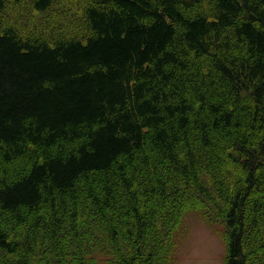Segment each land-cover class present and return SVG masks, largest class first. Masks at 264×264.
<instances>
[{
  "label": "trees",
  "instance_id": "obj_1",
  "mask_svg": "<svg viewBox=\"0 0 264 264\" xmlns=\"http://www.w3.org/2000/svg\"><path fill=\"white\" fill-rule=\"evenodd\" d=\"M193 213L264 264V0H0V264H173Z\"/></svg>",
  "mask_w": 264,
  "mask_h": 264
},
{
  "label": "rangeland",
  "instance_id": "obj_2",
  "mask_svg": "<svg viewBox=\"0 0 264 264\" xmlns=\"http://www.w3.org/2000/svg\"><path fill=\"white\" fill-rule=\"evenodd\" d=\"M176 243L173 264H226L224 227L199 214L187 215Z\"/></svg>",
  "mask_w": 264,
  "mask_h": 264
}]
</instances>
